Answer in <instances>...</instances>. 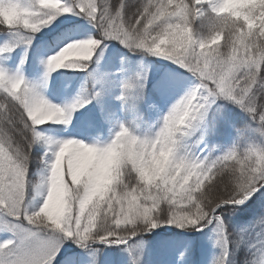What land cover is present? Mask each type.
I'll return each mask as SVG.
<instances>
[{"label": "clouds", "instance_id": "obj_1", "mask_svg": "<svg viewBox=\"0 0 264 264\" xmlns=\"http://www.w3.org/2000/svg\"><path fill=\"white\" fill-rule=\"evenodd\" d=\"M175 0H168L171 6ZM204 4L206 15L199 28L188 23V5L177 6V11L161 13L145 25L151 29L152 55L167 59L173 53L190 55L193 47L216 74L226 82L237 84L246 80L264 83V0H195ZM20 4L32 11L16 7L13 0H0V25L29 32L41 29L51 17L47 10L62 9L59 0H29ZM183 3V0H181ZM135 31V26H133ZM139 35V34H138ZM96 41H76L48 58L52 71L68 68L94 55ZM48 71V68H47ZM3 78L0 77V80ZM20 83L13 86L19 92ZM43 99L44 103L39 100ZM177 100L162 117L151 136L139 137L121 125L114 138L105 145L88 144L67 139L51 147L50 165L33 180L29 178L32 149L50 141L37 131L27 156L19 151H7L0 145V230L11 234L4 246L13 243L8 225L27 221L32 230L44 238L59 239L60 234H76L89 228L102 227L110 219L112 201L116 213L139 218L140 201L159 199L177 181L188 183L195 175L194 156L182 152V142L199 125V110L193 101ZM31 110L28 118L33 128L45 124H67L72 108L48 102L35 91L29 97ZM260 135L264 137V130ZM257 156L246 163L253 173L264 170V147L252 146ZM49 149V150H50ZM246 150V148L244 149ZM245 165L231 169L233 177ZM234 187L238 186L234 184ZM255 191V189H253ZM130 203L137 209H129ZM108 205L105 208V205ZM129 209V210H126ZM103 213V216L101 215ZM130 222L126 220L125 223ZM16 239H23L17 230Z\"/></svg>", "mask_w": 264, "mask_h": 264}, {"label": "snow or ice", "instance_id": "obj_2", "mask_svg": "<svg viewBox=\"0 0 264 264\" xmlns=\"http://www.w3.org/2000/svg\"><path fill=\"white\" fill-rule=\"evenodd\" d=\"M59 3L64 11L47 10L51 19L42 28L51 24L56 16L64 13L83 15L100 33V39L82 40L96 41L97 46L94 51L105 40H116L129 50L140 49L152 54L154 49L149 45L152 32L145 25L150 21L154 22L159 14L175 12L178 10L177 6L183 8V5L187 4L188 23L194 29L197 28L198 23L200 27L206 15V6L197 4L195 0H183V3L181 0H175L171 6L168 0H138L134 5H130L129 0H119L118 4H112L110 0H73L71 6L65 5L63 0H59ZM13 4L21 7L22 10L32 11L30 8L17 4L15 0ZM38 31L40 29L31 33ZM92 58L93 56L90 60L73 65L72 68L86 69L87 62H90ZM167 59L197 79L198 86L184 96V102L195 95L193 104L199 110V123L203 121L209 108L222 98L245 111L257 124V131L264 130V83L251 80L240 84L236 81L226 82L197 53L195 46L190 55L182 52L173 53ZM46 63L47 72H53L48 61ZM261 76H264V65L261 66ZM0 77L3 78L0 80V145H3L7 151L11 152L15 149L27 156L33 140L38 139L35 135L37 129L32 127L28 118V112L31 110L29 97L35 93V90L28 87L23 78L9 76L3 70H0ZM17 83L21 85L19 92L13 91V86ZM39 102L45 101L40 99ZM78 106L73 105L72 110ZM257 155L256 150L249 146L246 150L234 148L215 159H209L206 156L194 157L195 175L191 180L186 184L182 180L177 181L175 187L170 185L159 199L141 200L140 204H146L147 207L141 209L142 215L139 218L126 217L124 212L117 214L116 202L112 201L110 219L102 221V227L84 231V226L81 225V231L76 234L74 225L73 234L68 236L60 234L59 239L42 237L23 219L20 222L10 223L8 230L13 234L14 239L13 243L7 246H4V242L0 243V264H54L62 242L67 238H71L78 246H84L86 242L92 240L100 243L124 244L134 238L138 231L155 229L161 220V213L165 211V222L176 224L181 228L203 231L209 225L215 224L219 236L217 242L226 248L229 244V236L225 222L218 212L234 211L258 193L264 196L262 191L264 190V170L253 173L246 163ZM41 162L50 165V161L46 159H42ZM242 163L245 166L233 177L231 169L240 168ZM234 184L238 186V190ZM107 207L106 204L105 208ZM129 209L135 211L137 205L130 203ZM101 215L103 216V213ZM129 219L130 222L125 223ZM260 223L264 224V220ZM18 229L21 230L22 240L16 239Z\"/></svg>", "mask_w": 264, "mask_h": 264}, {"label": "rangeland", "instance_id": "obj_3", "mask_svg": "<svg viewBox=\"0 0 264 264\" xmlns=\"http://www.w3.org/2000/svg\"><path fill=\"white\" fill-rule=\"evenodd\" d=\"M72 2L73 0H63V3L67 6H71ZM74 23H80L79 27L83 28L84 31L80 33L76 29L73 30L74 33L72 32L73 34L68 41L63 46L54 48L53 52L47 51L45 46H40L38 43L41 39L47 40L53 33L60 30L64 24L72 25ZM92 28L93 24L83 15L72 13L58 15L51 24L36 32L37 35L23 33L15 35L14 39L16 40L17 51L11 57L12 63L9 67L0 69L9 76L23 78L28 87L39 92L44 99L54 105L65 108L79 105L72 110L69 122L63 124L61 130L57 129L56 124L51 125V130L43 127L39 129V132L45 134L50 141L47 149L48 161L53 159L52 152L49 149L63 140L75 139L88 144L102 146L114 138L115 133L120 130L122 125L119 121H116L114 124L106 126V122L100 117L104 113L101 108L104 105L103 97L109 90H113L112 105L116 107L120 104V97H118L119 85L123 75L120 70L119 61L115 58L116 43L118 41H104V44L97 52V66L90 71L89 76H81L80 78L72 76L70 81L66 75H63L60 77L59 85L57 86L58 91H54L53 86L50 85V73L47 72L46 63L48 58L58 53L69 43L89 38ZM197 28H199V23L197 24ZM148 55L154 60L147 64L144 59L141 61L143 63L141 74L144 76L139 80L138 84L140 86L144 85V87L151 86L155 94L153 96L148 92L143 98L135 99L134 101L135 107H144L146 109V119H148L146 126L138 124L129 129L139 137L153 135L169 108L177 100L198 86L197 79L182 67L168 59L158 58L150 53ZM150 74L151 76H146ZM87 81H89L88 89L85 88L88 86L86 84ZM145 91L147 92L148 90L146 89ZM88 101H91V103L88 104ZM220 102L232 103L222 98L218 99L209 108L203 121L199 123L191 137L182 142V152H188L194 157L199 156L200 158H204L206 156L209 159H215L218 157L215 155V151L218 152V144L214 142L211 145L209 144L210 139L214 137L223 138L225 142H231L230 148L226 147L218 154H225L234 148L243 150L249 146H253L248 141L249 139L246 140L242 135L231 131L228 125H222V128H220L215 123L217 120L212 119L213 114H211V111ZM237 108L241 110L240 107L237 106ZM220 123L224 124L221 121ZM243 124L247 125V121H244ZM89 126H92V133L94 135L90 134L91 128ZM249 201L239 208L249 206L252 203L251 200ZM257 205L254 213L248 214L247 224L243 221L232 222L231 234L228 231V225L225 223L229 236V244L226 248L217 242L219 236L215 229V224L209 225L203 231H182L184 234L181 237L204 236L202 242L195 241L192 244L186 243V245L200 247V250H212L221 247L224 251L225 264H264V224L260 223L264 220V196L258 199ZM218 215L221 216L220 211ZM171 231L174 230L171 229L167 232ZM160 233H163L161 229L155 230V232L140 234L138 237H134L124 244L117 242L100 243L94 240L84 246H78L77 243L67 238L63 240L62 247L59 249V255L55 258L54 264H142L146 261L147 256L153 253L150 243L151 239L149 240L147 237L151 235L156 236V234ZM10 238V233L0 230V243ZM181 241H184V238ZM228 256L229 259L227 260Z\"/></svg>", "mask_w": 264, "mask_h": 264}, {"label": "trees", "instance_id": "obj_4", "mask_svg": "<svg viewBox=\"0 0 264 264\" xmlns=\"http://www.w3.org/2000/svg\"><path fill=\"white\" fill-rule=\"evenodd\" d=\"M21 4H26L29 0H18L15 1ZM112 4H118L119 0H110ZM138 0H129L130 5H134ZM134 10V8H133ZM80 23L64 24L63 27L53 33L47 40L41 39L38 43L40 46H45L47 51L53 52L54 48L61 47L74 33L73 30H78L80 33L84 31L83 28H80ZM73 32V33H72ZM20 33L27 35H37L36 33H31L25 30H17V29H9L3 25H0V69H4L10 66L12 63V55L17 51L16 40L14 39L15 35ZM100 33L98 29L94 26L92 30H90L89 38L87 39H100ZM86 39V40H87ZM104 44V43H103ZM101 44L99 48L94 52L93 58L90 62H87L86 69L81 68H61L53 73L52 77H50L51 85H53L54 91L57 90V86L59 85V76L66 75L69 80L71 77L81 76H89L91 70L96 68V58L97 52L103 45ZM117 49L115 52V58L118 59L120 64V70L122 72L123 78L121 80L120 89H119V106L112 105V89L104 94V105L101 107L104 113L100 115L101 119L106 122V126H110L114 124L116 121H119L122 125L127 127L128 129H132L138 124H143L146 126L148 119L146 109L138 108L134 106L135 99L143 98L146 93H151L154 96L155 91L151 86L144 87L138 84L139 80L143 78V74H141V66L143 63L141 62L143 59L145 63H150L154 59L150 58L148 53L144 50H129L127 47L123 46L120 42L116 43ZM56 54V53H55ZM54 55V54H53ZM146 58H148L146 60ZM146 76H151L146 75ZM88 80V78H87ZM88 86L85 88H89V81L86 83ZM84 88V89H85ZM92 88V87H91ZM148 90L147 92L145 90ZM91 101H88L90 104ZM86 108V107H85ZM213 114L212 119L217 120L215 123L218 124L220 128L222 125H228L231 131H235L237 134L242 135L244 139L251 142L253 146L264 147V137H262L257 131V124L253 122L251 117L242 109H238L237 106L233 103L220 102L219 105L215 106L211 111ZM224 122V124L220 123ZM244 121H247V125L243 124ZM253 122V123H250ZM221 124V125H220ZM51 123L37 126V131H40V128L51 127ZM57 129H62V124H56ZM93 128H91L92 130ZM94 135V134H93ZM45 136V134H44ZM46 137V136H45ZM218 144V152L215 151V155L221 156L222 154H218L221 150L226 147L230 148L231 142L223 140V138H212L209 141V144L212 143ZM48 144L45 145L43 142L37 144L32 149V162L29 166V178L35 180L38 175L44 170L45 165L41 162L42 159L48 160ZM264 191V190H262ZM263 196L259 193L254 196L251 201L252 203L246 208H237L236 210H221V218L228 225V231L231 230L232 222L243 221L247 224L248 214L254 213L257 208V201L261 199ZM240 212V214H239ZM166 215V211L161 213V220L158 226L155 229H151L148 231H138V234L135 237H138L140 234H145L149 232H155V230H162L163 233L151 235L147 237L149 240L151 239V246L153 253L148 255L146 261L142 264H225L224 251L221 247L212 249V250H200V247H191L187 246L186 243L192 244L195 241H203L204 236L202 235H193L192 237L182 236L180 232L182 231H191L194 229L189 228H181L176 224L167 223L164 220V216ZM174 230V233L166 234L168 230ZM231 234V232H230ZM184 238V241L181 239ZM71 239V238H70ZM72 240V239H71ZM73 241V240H72ZM94 241V240H92ZM187 241V242H186ZM91 241L86 242L85 244L90 243ZM234 248V247H233ZM231 257V256H230ZM233 258V257H232ZM231 258V259H232ZM131 264V263H129Z\"/></svg>", "mask_w": 264, "mask_h": 264}]
</instances>
